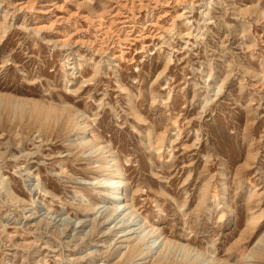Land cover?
I'll return each instance as SVG.
<instances>
[{
	"label": "rangeland",
	"instance_id": "rangeland-1",
	"mask_svg": "<svg viewBox=\"0 0 264 264\" xmlns=\"http://www.w3.org/2000/svg\"><path fill=\"white\" fill-rule=\"evenodd\" d=\"M0 264H264V0H0Z\"/></svg>",
	"mask_w": 264,
	"mask_h": 264
},
{
	"label": "bare ground",
	"instance_id": "bare-ground-1",
	"mask_svg": "<svg viewBox=\"0 0 264 264\" xmlns=\"http://www.w3.org/2000/svg\"><path fill=\"white\" fill-rule=\"evenodd\" d=\"M104 148V146L98 145V149L102 153V158H104V161L106 163L104 169L107 170L112 165H115L116 168L113 170L116 173L113 177H104L102 179L97 177L96 183L100 184L103 187V192L105 195L111 197L113 201L112 211L117 214V217L121 216L119 222H121L125 227L128 228V232H135L136 229L132 228L131 226L137 224L140 228L144 226V222H142V220L138 218V214L133 209L132 202H128V199H125L126 196L124 195V190L122 189L124 187V177L122 176L121 170L117 165L118 163L116 161L115 155L112 153H107L106 151H104ZM155 237H158V235H156Z\"/></svg>",
	"mask_w": 264,
	"mask_h": 264
}]
</instances>
